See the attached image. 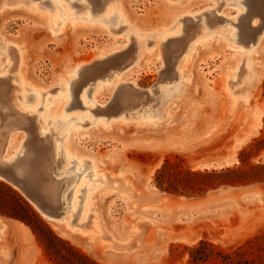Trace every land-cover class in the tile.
Returning <instances> with one entry per match:
<instances>
[{
  "label": "rangeland",
  "instance_id": "1",
  "mask_svg": "<svg viewBox=\"0 0 264 264\" xmlns=\"http://www.w3.org/2000/svg\"><path fill=\"white\" fill-rule=\"evenodd\" d=\"M100 1L13 0L8 4L4 0L0 3V58L8 55L9 46L20 49L25 76L39 90L20 88V92L14 93L15 102L36 116L38 131L47 128L50 136L55 130L54 141L59 145L69 124L81 127L88 122L89 110L94 107L91 97L107 103L108 113L126 107L119 99L118 83H131L137 90L151 88L150 95L163 98L157 104L152 101L132 108L129 105L121 113L122 121H118L119 117L91 114L89 126L72 137L75 148L97 161L107 175L120 173L127 178L131 183L127 196L110 192L97 198L102 237L91 241L71 232L60 221L41 216L19 188L0 180V219L5 224L0 238V264H56L49 251H65L58 239L98 264H187L189 248L200 240L228 249L259 234L264 230V181L221 185L256 186L258 191L251 194L242 189L231 190L193 205H187L188 200L217 188L201 196L174 195L184 197L180 201L187 202L179 205L157 203L145 197L152 192H164L153 185V176L166 158L181 160L183 166L192 170L264 163V17L249 18V0L108 1L106 7L119 4L129 17L124 20L116 8L108 13L98 11ZM212 14L225 23L208 26L206 21ZM243 19L253 25L260 21L262 27L251 48L240 39ZM189 21L200 25L201 31L188 42L187 52H192L180 53L170 63L173 52L168 51V45L182 37ZM130 22L144 33L135 32ZM60 24L65 27L58 31ZM171 26L162 34L156 31ZM143 43L146 51H142ZM135 44L138 48L134 56ZM250 50L260 80L246 102L235 104L230 89L241 92L246 86L241 62ZM130 52L131 58L127 59ZM111 57H121L127 62L119 70L117 80L116 74L109 80L95 78L98 65ZM82 67L88 68L85 78L79 72ZM174 70L181 74L177 80L166 83L159 79L163 73ZM233 70L234 78H228ZM2 72L0 77L8 74ZM176 86L179 93L171 96ZM156 88L161 92L156 93ZM79 90L83 92L80 97ZM57 93L66 96L64 108L51 123L48 119L43 121L42 109ZM36 96L37 103L31 104L30 98ZM72 103L79 104L81 109H72ZM157 112L162 116L155 120ZM175 127L197 141L186 146L159 144L157 140L165 128ZM23 137V131L11 134L6 156L17 150ZM27 154L25 158L30 156ZM57 163V176H64L59 192L68 186L64 193L68 194L69 204L76 186L78 205L86 190L85 186H77L82 174L76 165L74 168L75 160L63 158ZM69 205L58 218L70 220L71 225L75 220L82 223L79 208L71 213L67 211ZM32 212L42 223L35 221ZM17 216L24 217L25 222ZM106 244L112 247H105Z\"/></svg>",
  "mask_w": 264,
  "mask_h": 264
},
{
  "label": "bare ground",
  "instance_id": "2",
  "mask_svg": "<svg viewBox=\"0 0 264 264\" xmlns=\"http://www.w3.org/2000/svg\"><path fill=\"white\" fill-rule=\"evenodd\" d=\"M108 1L111 0H101L100 4L97 6L98 11L101 10L105 13H108L111 9L116 8L119 17H121L124 20L129 19V17L125 14V12L119 7L118 3L114 5V7L112 4L106 7ZM3 2L4 0H0V3ZM7 3L12 4L13 0H9V1L7 0ZM248 4L251 10L249 18L260 17L263 19L264 0H249ZM80 6L81 4L77 5V7ZM217 7L218 6H215V8ZM215 15L216 14H212V16L209 17V19H207L206 22L208 26L214 27L225 23L223 20L218 19ZM241 23L242 25L240 27V39L242 41V44L246 45L247 48H251L255 46L257 42V36L259 34V29L261 30L262 28V27L260 28L261 26L260 21L258 22L257 25H253L250 24V22L247 19H243V21H241L240 24ZM129 24H130L129 26L135 32H139L141 34L144 33L143 31H140L139 28L135 26L132 22H130ZM63 27L65 26L63 24H60L57 30L59 31L63 29ZM170 28H172V26L169 28L166 27L165 29H157L156 31L162 34L166 30H169ZM200 32H201L200 25H197L190 21L186 23L184 34L182 35V37L175 41L170 42V44L168 45L169 47L168 51L170 49L171 50L170 53L173 52L172 55L169 57L170 63L172 61H175V58L177 57L178 54L185 52L189 54L192 52V50L187 52L188 42L191 41L193 38H195ZM163 36H165V34ZM134 43H136V41H134ZM144 44L145 43H143L142 51H146L147 49L146 44L145 45ZM147 45H149V43ZM151 46H153V43H151ZM9 47L10 49L8 55L7 56L4 55L3 58H0V72L1 71L8 72L6 76L0 77V114H2L5 119H7L6 123L7 122L12 123V125H14V128L10 131L4 142L2 141L0 135V160L8 164V168L6 170L8 172L6 179L8 180H5L3 176H1V174H0V180H3L6 183L19 188L21 192H23L27 200H29L35 206V208L42 213L43 217L52 221H60L61 223H63L65 227L69 228L71 232L77 233V235H84L91 241L100 240L102 237L101 235L102 229L99 226L98 213L96 211L97 198H99L101 195L110 192H116L117 194H119L118 196L126 198L127 196L126 193L128 192L131 183H129V181L127 180V178L124 177L123 174L114 173L112 175H107L97 161L89 158L88 156L83 155L75 148L72 141V137L76 133H79V131L83 130L85 127L89 126V122H91V114L101 117L107 115L108 117H115L117 119L119 117L118 121H122L121 113L125 112V110H127L129 105H132L130 106V108H132L141 105L143 102L145 103L152 101L157 104L158 102L161 103L163 98H161L160 96V98L155 99L152 95H150L151 88L137 90L132 86L131 83H127V84H124V82L118 83L116 85V88L119 87V90L117 89L120 95L119 99L122 102L121 104H125L126 107L124 109L119 108L118 112L116 113H108L109 107L107 103H99L97 102V100H95L94 97H91V100L94 103V107L90 108L89 110V114L86 119L88 122L85 121L81 122V123L85 122L83 125H80L81 127H78L79 125L72 126L71 124H69L64 129L65 131L64 134L62 135L63 141L62 144L59 145L57 141L56 143L54 141V134H56L55 130H53L54 132L50 133V136H49L50 131L47 128L46 129L42 128L41 131H38L36 128L37 125L36 116L31 114L30 111L17 106L15 102L16 95L14 94L16 90L17 92H20V88L30 87L35 91H37L39 90V87H37L36 83H34L25 76V73L22 68L23 61L21 56L22 52H20V49L13 46H9ZM123 47L124 46H122L121 48ZM137 48L138 46L137 44H135L134 46L135 50L133 53L134 56L137 52ZM131 54H132L131 52L128 54L127 59L131 58L130 57ZM184 57L185 59L188 58L187 55H185ZM10 60H11V64L8 66ZM90 61L91 59L85 62V64H88ZM102 63L98 65L97 70L93 74L95 75L94 77L97 79L101 78V80H106L108 77H110L111 79L114 76V74H116L114 80H117L119 75V70L123 68L127 62H125V60H123L121 57L119 58L111 57L108 62H104L103 64ZM241 63H243L242 64L243 70L241 71V73L244 75L242 81L243 83L247 81V83L241 92H236L237 89L235 91H233V89H230V93L233 96V101L235 104L239 102L242 103L246 102L251 90L260 80V76L258 75V69H256L255 67L252 50L244 54ZM237 66L238 64L236 65V69L238 68ZM87 69L88 68L85 69L82 67V69L79 71L82 73L81 77L85 78L87 76L88 74ZM110 69H114L113 72H109ZM234 74L235 73L233 70L230 73H228L227 77L233 79ZM180 75L179 74L177 75V71L171 73L166 72L163 73V75H161L159 79L164 80V82L166 83L167 81L168 83H171L174 80L180 78ZM107 83H105V85ZM236 84H239V80L236 81ZM96 86H98V84ZM170 88L171 87H169L168 90ZM160 92L161 91L156 88V93H160ZM60 93H57V95H55L50 100V102L44 105L42 109L43 121L48 119V121L51 123L54 120L55 116L61 114V111L63 110L64 105L66 103V96L64 95V93L59 95ZM78 93H79V97L82 96L83 94L82 90H79ZM177 93H179V86H176V88L172 89L170 95L173 96ZM240 97H242V100L239 99ZM29 101L31 102V104H36L38 101V97L36 96L35 99L30 98ZM72 105H73L72 109L75 108L81 109V107L77 103H72ZM97 106L99 108H97ZM161 116L162 113L157 112V114H154L153 117L156 120ZM115 122H117V120H115ZM152 123L153 125H155L154 122ZM107 126H111V123H108ZM39 128L40 125H38V129ZM50 128L52 127L49 126V129ZM15 131H23L25 133V137H23V140L21 144L18 146L17 150H15L13 154L6 156V150L9 145V138L11 134ZM26 150L27 152H29L28 154H30V156L25 158V154H27L25 153ZM58 155L59 158L56 157ZM62 157L67 159L69 162L75 160L74 168L76 165L77 168L76 170L80 171V173L82 174V176L77 181V186H81V185L85 186L86 190L78 205L76 202V195L78 192V188H76V186L75 189L74 188L72 189L70 194L71 195L69 201L70 205L67 203L68 201H66V196L68 194L64 193L67 191L68 186L67 187L63 186L61 192H59L61 188L60 181L64 179V176L60 178L59 175L57 176L58 172L56 171L57 169L56 166L58 165L57 163L58 160L63 159ZM84 161H86V166H84ZM75 174L76 172L74 173V175ZM69 182L70 181H68V185ZM238 189L240 190L245 189V192H251V193L258 191L257 190L258 187L256 189V186H254L253 188L248 186L227 187L225 190L219 188L211 191L210 193L209 192L206 193L203 197L188 200L189 204L187 205L199 204L205 202L206 200H213L216 199L217 196L222 193H226L228 191L238 190ZM145 198L156 200L157 203L159 201L165 202L168 203V205H179V204L187 203L186 201L185 202L180 201V199L184 197L174 196L165 192H158V194H153L152 192L148 196L146 195ZM66 205H69L67 211H70L71 213L76 208H79L78 215L81 214V218L83 220L82 223H78V221L75 220V223L71 225L70 220L64 221L63 218L61 219L58 218L66 210L65 209ZM52 208H54L56 214L50 212V209ZM4 227L5 224L0 219V238L2 237L3 234L2 231ZM105 247H112V245L106 244Z\"/></svg>",
  "mask_w": 264,
  "mask_h": 264
},
{
  "label": "trees",
  "instance_id": "3",
  "mask_svg": "<svg viewBox=\"0 0 264 264\" xmlns=\"http://www.w3.org/2000/svg\"><path fill=\"white\" fill-rule=\"evenodd\" d=\"M180 162L181 160L166 158L154 173L153 185L168 194L189 197L201 196L221 185L264 181V163L219 170H192ZM32 216L35 221L42 223L35 213L32 212ZM17 217L25 222L24 217ZM58 241L65 247L63 248L65 251L58 250L51 253L49 251L56 264H98L66 242L59 239ZM187 264H264V230L246 239L243 244L228 249H223L207 240H200L189 248Z\"/></svg>",
  "mask_w": 264,
  "mask_h": 264
},
{
  "label": "crops",
  "instance_id": "4",
  "mask_svg": "<svg viewBox=\"0 0 264 264\" xmlns=\"http://www.w3.org/2000/svg\"><path fill=\"white\" fill-rule=\"evenodd\" d=\"M157 141L161 145L176 144L186 146L193 144L195 141H197V139H192L191 137H188L187 133L175 127L165 128V130L161 134V137Z\"/></svg>",
  "mask_w": 264,
  "mask_h": 264
},
{
  "label": "water",
  "instance_id": "5",
  "mask_svg": "<svg viewBox=\"0 0 264 264\" xmlns=\"http://www.w3.org/2000/svg\"><path fill=\"white\" fill-rule=\"evenodd\" d=\"M6 121H7V119H5L2 114H0V135H1V138H2L3 142L6 140V137L8 136L10 131L14 128V125H12V123H8V122L6 123ZM6 124H8V125H6ZM7 168H8V164H6L5 162H2L0 160V174H1V176H3V178L5 180H8V179H6L7 178V174H8V172L6 171ZM219 188L222 189V190H225L227 187H225V186L217 187V189H219ZM222 194H224V193H222ZM50 212H52L53 214H56V211L54 210V208L50 209ZM38 213L41 216H43L40 211H38Z\"/></svg>",
  "mask_w": 264,
  "mask_h": 264
}]
</instances>
